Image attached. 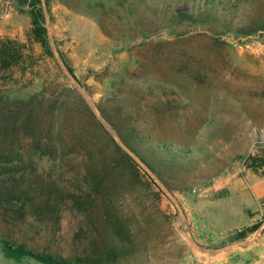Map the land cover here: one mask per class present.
Masks as SVG:
<instances>
[{"label":"rangeland","instance_id":"374dc122","mask_svg":"<svg viewBox=\"0 0 264 264\" xmlns=\"http://www.w3.org/2000/svg\"><path fill=\"white\" fill-rule=\"evenodd\" d=\"M162 3L151 0L150 6ZM31 4L0 0V41L26 45L27 58L0 72V106L9 120L0 125V235L35 252L109 264H201L205 258L225 264L231 252L246 247L224 248L258 243L264 216L247 239L235 232L197 241L185 203H196L198 189L221 175L247 168L248 158L264 148V54L256 50L264 45V29L244 35L216 19L158 26L124 13L117 1L41 0L50 57L31 37ZM15 25L23 27L21 36L9 29ZM49 35L98 114L59 64ZM40 93L41 130L24 123L20 106L7 105ZM102 110L129 129L124 138L135 150ZM98 115L146 168L133 159L140 175L120 169L94 190L90 156L129 154ZM158 146L186 150L189 158L172 164L163 152L156 174L140 155L153 161Z\"/></svg>","mask_w":264,"mask_h":264},{"label":"trees","instance_id":"16d2710c","mask_svg":"<svg viewBox=\"0 0 264 264\" xmlns=\"http://www.w3.org/2000/svg\"><path fill=\"white\" fill-rule=\"evenodd\" d=\"M32 1V17L33 27L31 32L32 39L40 43L45 49L46 55L52 57L50 47L47 40V30L44 27V16L41 8L38 10V4H41V0ZM117 1L118 7L121 8L124 13L138 14L148 19L147 24H155L158 26H166L170 23H182V22H194L205 21L206 19H216L225 25L227 31L238 32L244 35H253L261 32L264 29V0H236L237 4L230 6L226 0H162V4L165 7H161L159 4L153 9L150 6L151 0H110ZM247 5V6H246ZM161 8V9H159ZM249 11L251 14H245ZM26 45L19 43L16 40L5 39L0 41V72L4 70H10L13 67L21 66L22 63H26L24 50ZM70 72L74 75L73 70L69 67ZM75 77V76H74ZM45 92V90L43 91ZM7 105L20 106L23 109L24 123L28 125L30 122H34L39 129L44 128V122L46 119L43 117L42 109L40 113L36 114V109L45 106L44 93H40L37 96L30 97L19 101H10ZM4 109L0 106V125H7L9 120L7 116L3 114ZM91 114L92 111L89 109ZM104 118L114 127L118 132L122 140L129 146V142L124 138L125 130H129L120 126L119 122L113 120L105 111L102 110ZM24 125V124H23ZM123 129H125L123 131ZM134 132V130H131ZM131 133V132H129ZM133 137L139 139V134L131 133ZM41 148V145L39 144ZM131 147V146H129ZM132 148V147H131ZM133 149V148H132ZM163 149V150H161ZM135 150V149H133ZM166 152L170 156L172 164L184 163L186 158H189L190 152L186 150L171 151L170 149H164L161 146L152 150L153 157H157L153 161H146L141 155L140 157L150 166V168L156 173L155 163L159 162V155ZM179 159V160H178ZM90 164L88 168L103 169V174L98 172H91L90 176L94 175L95 183L93 189H100L103 185V178L115 177L117 170L129 169L132 174L140 175V168L137 163L129 154H119L118 157L112 158L108 154H92L90 156ZM180 161V162H179ZM247 168L255 170H263L264 174V148L260 154L256 156H250L248 158ZM92 174V175H91ZM108 207V204H105ZM110 225V222L105 221ZM115 226V223H112ZM260 226L255 224L253 226L244 228L240 232H237L236 238L238 240L246 239L250 233H254ZM0 264H109L104 261H85V260H70L59 256H53L51 254L35 252L24 245L12 243L6 237L0 235Z\"/></svg>","mask_w":264,"mask_h":264},{"label":"crops","instance_id":"0c3cea01","mask_svg":"<svg viewBox=\"0 0 264 264\" xmlns=\"http://www.w3.org/2000/svg\"><path fill=\"white\" fill-rule=\"evenodd\" d=\"M17 14V13H16ZM13 14L6 15L10 19ZM14 35L21 36L23 27L9 28ZM7 34V30L4 31ZM10 35V33H8ZM264 54V45L256 49ZM206 187V186H205ZM196 203H185V210L193 215L194 221L207 239H218L240 232L257 223L264 216V174L263 170L236 168L225 173L206 187ZM247 239V238H246ZM212 263L205 258L201 264ZM225 264H264V234L255 245L240 248L224 258Z\"/></svg>","mask_w":264,"mask_h":264},{"label":"water","instance_id":"95a60500","mask_svg":"<svg viewBox=\"0 0 264 264\" xmlns=\"http://www.w3.org/2000/svg\"><path fill=\"white\" fill-rule=\"evenodd\" d=\"M43 5H44V12H45V16L47 17V20H48V11H47V6H46V3L43 1ZM49 24V23H47ZM49 38H50V41H51V44H52V49H53V52H54V55L56 57V59L58 60L59 64L61 65V67L63 68V70L66 72V74L68 75V77L72 80L73 84L76 86V88L81 92V94L85 97V99L87 100L90 108L92 109V111L95 113V114H98L97 113V108H96V105L93 103V101L91 100L89 94L87 93V91L85 90V88H83L79 82L76 80V78L70 73V71L68 70V68L66 67V65L64 64L62 58L60 57L59 53L57 52V50L55 49L54 47V43L52 41V37L51 35H49ZM98 118L99 120L102 122V124L112 133L113 136L116 137V139L118 140V142L122 145V147L129 153V155L139 164L141 165L142 167L146 168L143 164V162L140 160V158L134 154L131 150H129L126 146H124V144L122 143V141L120 140V138L118 137V135L116 134V132L111 128V126L108 124V122L100 115H98ZM148 170V169H147ZM148 172L150 173V171L148 170ZM151 174V173H150ZM155 180H157V178L154 176ZM163 187V185H162ZM164 189V187H163ZM192 240V239H191ZM250 245V242L246 241L244 243H239L237 245H233L231 247H228V248H224L222 251H228L230 250L232 247H237V246H242V247H247ZM204 251H208L210 253H212V251H209V250H205V249H202Z\"/></svg>","mask_w":264,"mask_h":264},{"label":"built area","instance_id":"2783aa9c","mask_svg":"<svg viewBox=\"0 0 264 264\" xmlns=\"http://www.w3.org/2000/svg\"><path fill=\"white\" fill-rule=\"evenodd\" d=\"M198 190L202 191L203 189L200 188ZM193 191L196 192L197 189H194ZM189 232L195 237V239H197V241H201L200 237H203L204 235L200 227L196 225L193 221L190 223ZM191 264H195L194 261H192Z\"/></svg>","mask_w":264,"mask_h":264}]
</instances>
